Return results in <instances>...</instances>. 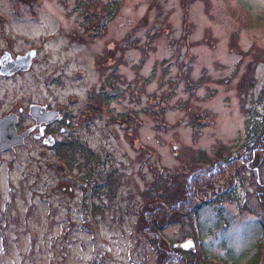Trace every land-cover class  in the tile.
<instances>
[{"label": "rangeland", "instance_id": "374dc122", "mask_svg": "<svg viewBox=\"0 0 264 264\" xmlns=\"http://www.w3.org/2000/svg\"><path fill=\"white\" fill-rule=\"evenodd\" d=\"M100 92L118 98L101 109ZM32 106L55 113L56 137L94 153L89 178L81 157L68 169L46 148ZM11 114L27 131L0 154V264H158L136 230L145 195L200 152L242 159L264 135V0H0V120ZM239 168L221 170L203 199ZM258 182L264 151L222 218L203 205L200 252L228 264L246 253L247 264L264 245ZM190 233L172 226L162 240L192 242L189 253Z\"/></svg>", "mask_w": 264, "mask_h": 264}, {"label": "trees", "instance_id": "16d2710c", "mask_svg": "<svg viewBox=\"0 0 264 264\" xmlns=\"http://www.w3.org/2000/svg\"><path fill=\"white\" fill-rule=\"evenodd\" d=\"M89 1V0H88ZM111 9L107 11L106 16H109L112 12L118 11V6L113 2ZM106 9H103V11ZM109 21L111 20V17ZM113 76V75H111ZM110 88H114V85H110ZM111 92V90H110ZM114 94H104L100 92L96 96H92L93 102L96 103L99 108H107L111 102L116 100ZM98 107H96V110ZM23 121H19V133L25 135L26 131L21 132ZM64 122L60 123L63 125ZM36 127V125H35ZM39 135L38 137L44 141L46 148L51 151L54 157L59 158L65 167L68 169L74 168L76 164L81 162L77 159V156L81 157L83 166L87 169L85 171L86 178L91 176L90 167L95 160L94 153L85 146V144L76 138H70L61 136L59 133V138L56 137V132L62 129V126L53 128L50 131L51 125L37 126ZM262 127V126H261ZM29 130V129H28ZM40 130V131H39ZM263 130V129H262ZM196 132V130L194 129ZM47 136V137H46ZM48 143L46 142V138ZM257 140L252 143L247 152L242 156V159H235L233 156H228L224 158V150L226 148L222 147L216 157L211 160V157L207 156L206 153L200 152L198 155L193 157L191 160V168L185 170L186 172L175 174L174 177H169L167 183L164 182L160 187L155 184L153 192L147 193L145 195V201L140 206L141 210L137 211V228L139 233L150 238L152 245L157 251V261L158 264H228L227 260L217 259L209 256L207 251H202L196 247V251H190L189 253L174 249V245L166 246L162 236L166 231V228H171L172 226L181 225L186 226V229H190V234L187 237L193 239L197 243L200 238H198V228L196 227L198 223V215L203 205L215 206L221 209V211H216L218 218H222V204L225 202L234 201L235 199V188L234 182L238 180V183L243 184L244 176L247 172H253L257 169L260 163L261 153L264 151V135L263 132L256 138ZM52 140V141H51ZM77 159V160H76ZM240 166L237 174L234 176L233 183L231 180L228 182L225 190L221 192L218 196H212L208 198L210 200L203 199L207 198V191H212L208 188L209 182H218L221 178V170L233 171L237 166ZM259 177V176H258ZM258 177L256 179H258ZM165 179V180H166ZM164 180V181H165ZM111 181V177H110ZM107 183L104 185L106 186ZM258 189H262L264 192V186L261 184L257 185ZM258 199L262 202L260 198L261 192L258 191ZM230 195L232 197L230 198ZM232 199V200H231ZM243 209H241L242 211ZM261 225L264 230V221L261 220ZM200 232V231H199ZM253 254L251 259L247 264H264V245L262 243L256 242L253 245ZM229 253V251L227 252ZM204 256V257H203ZM228 256V255H227ZM230 260L232 264H237L241 262V259L246 258V253H243L240 257L235 258L231 255ZM222 261V262H221Z\"/></svg>", "mask_w": 264, "mask_h": 264}, {"label": "water", "instance_id": "95a60500", "mask_svg": "<svg viewBox=\"0 0 264 264\" xmlns=\"http://www.w3.org/2000/svg\"><path fill=\"white\" fill-rule=\"evenodd\" d=\"M38 109L34 108L32 116H37ZM55 118L54 114L45 115L44 119L46 121H53ZM17 124L16 118L11 117V119H2L0 121V151H8L17 145L20 142V139L17 138L14 126ZM192 247V242L188 244L179 245V248L189 251V248ZM177 248V246H176Z\"/></svg>", "mask_w": 264, "mask_h": 264}]
</instances>
